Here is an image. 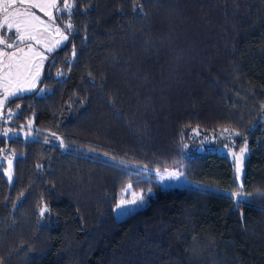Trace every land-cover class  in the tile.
<instances>
[{
  "label": "trees",
  "instance_id": "1",
  "mask_svg": "<svg viewBox=\"0 0 264 264\" xmlns=\"http://www.w3.org/2000/svg\"><path fill=\"white\" fill-rule=\"evenodd\" d=\"M70 1L38 89L7 103L38 135L0 136V264H264V0ZM225 129L240 181L199 147ZM128 184L151 194L117 218Z\"/></svg>",
  "mask_w": 264,
  "mask_h": 264
},
{
  "label": "rangeland",
  "instance_id": "2",
  "mask_svg": "<svg viewBox=\"0 0 264 264\" xmlns=\"http://www.w3.org/2000/svg\"><path fill=\"white\" fill-rule=\"evenodd\" d=\"M59 1L60 0H55L56 7ZM7 2L15 4V7L9 8V12L29 11L40 17V20L44 21V23L41 24L39 21L36 22L37 31L34 34L40 43H37L36 40H25L23 42L18 41V34L15 32V29H8L7 26L3 24L4 16L6 14L3 8L5 0H0V39L3 40V42L0 43V53L15 52L17 48L23 49V51L18 55L25 63L30 65V68H23L19 74H14L13 76L8 77L6 75L8 69L5 67V65L9 62L8 57L0 54V136H3L5 140L13 137H22L23 139L35 138L38 133L33 120L30 119L24 123H20V126H14L11 119H13V116L17 114V110L12 108L10 105H7V103L12 98L25 95L38 89L49 55L64 45L68 40L66 29L70 22L63 17V13L68 16L71 12L73 4L70 0H63L62 4L57 8L45 7V10L41 11L40 7L28 8L27 5L37 4L47 6L51 4L53 0H23V3H21V0H7ZM66 3L68 5L67 8L65 7ZM58 9L60 11H58ZM48 11L53 14V18L51 20L46 15V12ZM57 28L60 29L59 33L56 31ZM9 32L11 33L10 36L8 35ZM63 37H67V39L65 40ZM14 41L15 43L13 44ZM9 44H13V46L8 47ZM29 45H31V49H29ZM50 47L53 49L52 52L48 51V48ZM41 57H43V59H41ZM37 73L39 74L37 75ZM59 74H61V72H58V75ZM43 91L44 88H41L39 93L42 94ZM2 118L5 119L3 125L1 121ZM224 137H226V139ZM236 138L237 137L233 131L226 129V131H220L217 135L211 134V136H205L201 140L202 144L199 147L200 150L205 148L225 154L233 161L235 171L237 157H239L240 172L237 176L240 181L243 175V160L247 155V147H245L244 144H236ZM242 148L245 149L243 153H241ZM14 157L15 155L12 151L5 153V148H2L0 163L4 164L6 180L9 183L13 180L12 167ZM155 178L158 180L156 181L165 188L183 186L191 188L199 186L198 182L187 178L177 169L156 171ZM142 189L143 188L138 190L133 184L125 186L123 189V195L115 209V215L117 218L125 217L147 204L148 195L151 194V192H147ZM141 196H143L142 203L139 202V198ZM133 200L137 201L134 205L128 204L125 206L123 203Z\"/></svg>",
  "mask_w": 264,
  "mask_h": 264
},
{
  "label": "snow or ice",
  "instance_id": "3",
  "mask_svg": "<svg viewBox=\"0 0 264 264\" xmlns=\"http://www.w3.org/2000/svg\"><path fill=\"white\" fill-rule=\"evenodd\" d=\"M21 3H23V0H21ZM11 7H15L14 3H8L7 0H5V3L3 5L4 8V12L6 13L4 16V20H3V24L7 26L8 29H15V32L18 34L17 35V40L20 42H23L25 40H36L37 43H40V41L37 39L36 35L34 34L37 31V27H36V22L39 21V23L43 24L44 21L40 20V17L36 16L34 13H31L29 11H16V12H9V8ZM28 8H32V7H40L41 11L45 10V7H50V8H55L56 4H55V0H53V2L47 6H41V5H37V4H28L27 5ZM65 7L67 8L68 5L67 3L65 4ZM138 7V6H137ZM134 11L136 10V8L133 9ZM58 11H60L58 9ZM71 14V13H70ZM46 15L49 17V19L51 20L53 18V14L52 12L48 11L46 12ZM72 25L69 23L67 25V28L71 29ZM56 31L59 33L60 29L57 28ZM9 36L11 35V33L9 32L8 34ZM63 39H67V37H63ZM3 40L0 39V43H2ZM15 43V41L13 42V44ZM13 44H9L8 47H12ZM29 49H31V45H29ZM23 49L17 48V50L15 52H4V53H0L4 56L8 57V63L5 65V67L8 69V72L6 73V75L8 77L13 76L14 74H19L20 71L23 68H30V65H28L27 63H25L23 61L22 58L19 57V53L22 52ZM49 52H52L53 49L50 47L48 48ZM75 49H73V56H75ZM41 59H43V57H41ZM39 73H37L38 75ZM245 151V149H241V153H243ZM240 172V158L237 157V165H236V173L237 175H239ZM139 202H143V196H141L139 198ZM124 205H128V204H136L137 201L133 200V201H126L123 202ZM45 211V209L41 208V213L43 214V212Z\"/></svg>",
  "mask_w": 264,
  "mask_h": 264
},
{
  "label": "water",
  "instance_id": "4",
  "mask_svg": "<svg viewBox=\"0 0 264 264\" xmlns=\"http://www.w3.org/2000/svg\"><path fill=\"white\" fill-rule=\"evenodd\" d=\"M225 131H226V129H225Z\"/></svg>",
  "mask_w": 264,
  "mask_h": 264
}]
</instances>
